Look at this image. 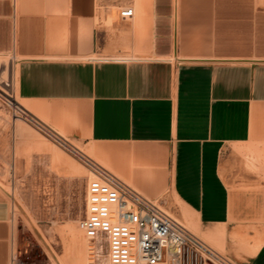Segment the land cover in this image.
<instances>
[{"label":"crops","instance_id":"obj_1","mask_svg":"<svg viewBox=\"0 0 264 264\" xmlns=\"http://www.w3.org/2000/svg\"><path fill=\"white\" fill-rule=\"evenodd\" d=\"M4 56L47 131L145 197L173 198L233 263L264 264V0H0ZM17 257L0 196V264Z\"/></svg>","mask_w":264,"mask_h":264},{"label":"rangeland","instance_id":"obj_2","mask_svg":"<svg viewBox=\"0 0 264 264\" xmlns=\"http://www.w3.org/2000/svg\"><path fill=\"white\" fill-rule=\"evenodd\" d=\"M18 63L14 56L0 57V196L12 206L19 256L33 264H108L105 239L98 237L92 255L79 227L90 169L68 143L22 119L13 106L21 105ZM157 201L179 219L173 198Z\"/></svg>","mask_w":264,"mask_h":264},{"label":"built area","instance_id":"obj_3","mask_svg":"<svg viewBox=\"0 0 264 264\" xmlns=\"http://www.w3.org/2000/svg\"><path fill=\"white\" fill-rule=\"evenodd\" d=\"M135 15L133 8L121 11L124 20ZM21 117L63 141L25 111ZM80 158L91 177L87 212L79 227L88 236L92 255L101 236L108 244V264H235L194 234L161 202L145 197L90 158ZM11 264L33 263L17 257Z\"/></svg>","mask_w":264,"mask_h":264},{"label":"bare ground","instance_id":"obj_4","mask_svg":"<svg viewBox=\"0 0 264 264\" xmlns=\"http://www.w3.org/2000/svg\"><path fill=\"white\" fill-rule=\"evenodd\" d=\"M111 21V20H110ZM110 24H111V22H110ZM112 25V24H111ZM4 72V71H3ZM15 108H16V110L18 111V112H20L21 114L24 112V111H26V112H28L25 108H23L21 105L20 106H16V105H13ZM29 113V112H28ZM71 148V147H70ZM72 150L76 153V154H78L80 157H81V155L83 156V153H81V152H77V151H75V149H73L72 148ZM88 243H89V245H91L90 244V241H89V239H88Z\"/></svg>","mask_w":264,"mask_h":264}]
</instances>
